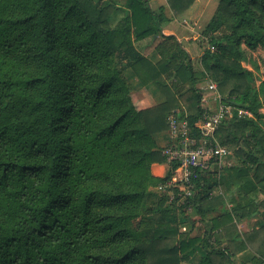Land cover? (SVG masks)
<instances>
[{
	"label": "trees",
	"instance_id": "16d2710c",
	"mask_svg": "<svg viewBox=\"0 0 264 264\" xmlns=\"http://www.w3.org/2000/svg\"><path fill=\"white\" fill-rule=\"evenodd\" d=\"M151 1L0 0V264H182L199 244L197 264H224L236 221L255 213L259 227L242 242L264 264V0L216 3L198 70L174 36L156 62L137 49L170 21L167 6ZM166 1L181 15L196 0ZM122 6L124 17L107 27ZM128 68L165 100L139 108ZM207 79L251 114L216 132L242 164L197 181L200 214L230 194L233 208L211 219V234L192 237L177 218L185 209L148 196L174 171L157 139L169 114L179 110L201 136Z\"/></svg>",
	"mask_w": 264,
	"mask_h": 264
},
{
	"label": "built area",
	"instance_id": "2783aa9c",
	"mask_svg": "<svg viewBox=\"0 0 264 264\" xmlns=\"http://www.w3.org/2000/svg\"><path fill=\"white\" fill-rule=\"evenodd\" d=\"M200 89L201 136L194 134L179 110L169 114L170 142L161 148V152L165 164L174 171L168 179L154 187L159 195H166L167 203L186 212L194 209L201 194L197 181L202 173H212L214 164L222 165L232 154L227 146L217 141V130L227 120L249 118L251 114L249 109L225 100L217 82L212 79H207ZM208 194L211 197L214 192Z\"/></svg>",
	"mask_w": 264,
	"mask_h": 264
},
{
	"label": "crops",
	"instance_id": "0c3cea01",
	"mask_svg": "<svg viewBox=\"0 0 264 264\" xmlns=\"http://www.w3.org/2000/svg\"><path fill=\"white\" fill-rule=\"evenodd\" d=\"M152 1L154 3H157V2L159 3V6L157 8H159L160 6H167V3L163 2V0H152ZM198 1L199 0H197V2ZM197 7H198V5H196V6L194 5L190 10H188L186 13L183 14V18L186 22H187V20L185 19V17H187V15L192 13V11L196 10ZM157 8L155 7L154 9H157ZM166 13H167L168 17L170 18V21L165 25L162 35L154 36L151 38L152 41L156 42L157 44L155 46H151V48L147 54H145V52L143 50H141L137 46V44L135 43L137 49L142 54H144L145 56H147L148 58H150L151 60H153L155 62L158 61L159 59H161V57H162L163 53L160 50V46L164 42H167V39L165 36H174L178 40V42L182 45V47H183V44H182L183 40L188 41L187 37H184V35H183V31H185V28H187V26H183V24H181V22L179 20H177L176 17H174V19H173L172 16L169 15V13H168V8L166 10ZM170 29H172V30H170ZM180 34H181V36H179ZM141 41L145 42V43H142L143 47L147 46V42L145 41V39H144V41L140 40L139 42H141ZM168 42H171V40H168ZM192 46H193V49L196 53H199V50H200L201 51L200 56L203 55V53H204L203 48H197L194 45H192ZM145 48L147 50V47H145ZM183 49L189 53V55L193 61L194 55L192 54L193 52L191 51V49H185L184 47H183ZM168 57H170V56H168ZM200 62H201V57H200ZM193 63H194V61H193ZM194 66H195V63H194ZM125 74H126L128 80L130 81L131 85H133L135 87V85H137V82L136 83H134V82L137 78H135L136 76L134 75V73L128 68L126 70ZM146 90L149 93L150 99L151 98L153 100L155 99V101H156L155 105H157V104H159L165 100L164 96L159 91L156 84L152 83V85H150L149 87L144 86L142 89H140L138 91L137 96H134V93L132 91V97H133L134 103L139 108L143 109V108H147V107L152 106V105L141 106V104H144L145 101L150 100L146 96V92H145ZM157 139H158V143H159L160 148L167 145L170 142V134H169L168 130L157 135ZM159 169L161 170V168H159ZM162 171H163V167H162ZM235 195L239 196L237 193ZM231 196L232 195L230 194L228 197H226L225 203L223 205H221L217 210H215L211 213H208L206 215H202L199 213V207H196V208L194 207V209L191 210L190 212L178 214V216H177L178 219H181L182 221L184 219V222H182L180 224L181 230L185 233H189L192 237L193 236H202V235L207 234V233L211 234V230H210L211 226H212L211 219L221 217L226 211L232 210L234 203L229 199ZM258 198L260 200L264 199V190L260 189V191L258 192ZM261 219H262V216L258 213H255L252 216L245 217V218H242V219L236 221V229H234V232L235 233L238 232L240 236L238 238H236V240H234L235 243H233V245H230L229 250H230V252H232V257H231V260L225 262L224 264H262V257L257 252H255L247 243H246L247 246L243 247L245 243L242 242V240H245L243 238L244 235L250 233L251 231H253L254 229L259 227ZM227 244L228 243H227L226 239L222 241V246L226 247ZM203 255H204V248H203L202 244H199L197 247L193 248L189 252V259L184 261L182 264H197Z\"/></svg>",
	"mask_w": 264,
	"mask_h": 264
},
{
	"label": "rangeland",
	"instance_id": "374dc122",
	"mask_svg": "<svg viewBox=\"0 0 264 264\" xmlns=\"http://www.w3.org/2000/svg\"><path fill=\"white\" fill-rule=\"evenodd\" d=\"M120 4H122L124 6V2L125 0H114ZM219 0H199L197 2V0L194 2V4L188 9L190 10L194 5H198V7L196 8V10L192 11V13H190L189 15H187V17H185V19L187 20V22L184 20L183 18V14L186 13L187 11H185L183 14L181 15H175L172 10L170 8H168V4H167V8H168V13L169 15L172 16V18L174 19V17H176L177 20H179L181 22V24H183V26H187V28H185V31H183V35L184 37H187L188 41L186 40H183L182 44H183V47L185 49H191V52L193 55H194V63H195V68L198 70L200 67H201V64H200V50H199V53H196L193 49V46H196L197 48H203V50H205V47L208 46V39L206 38L205 35L202 34V31L206 25V23L208 22V19L210 18V15H211V12H212V9L215 10L216 8V3H218ZM163 2L167 3L166 0H163ZM152 6L155 8H157L159 6V3H154L153 1L151 2ZM121 7V8H118V10L115 12V14L110 18V20L106 23V26L107 27H114L125 15L126 13V9L124 7ZM213 10V12H214ZM171 11V12H170ZM175 21V20H174ZM229 23H227V25L222 28L221 32L222 31H227L229 30ZM172 30V29H170ZM176 30V29H175ZM181 36V34L179 35ZM152 37H148L145 39V41L147 42V46H142L143 44L142 43H145V42H139L137 41L136 44L137 46L143 50L145 52V54L148 53V51L150 50L151 46H155L157 43L152 41L151 39ZM144 41V39H143ZM191 44H190V43ZM147 47V50L146 48ZM153 48V47H152ZM137 78V77H135ZM137 82V85H135V87L132 85V91L134 93V96H137L138 95V91L140 89H142L144 86L145 87H149L150 85H152V83L148 84V85H143L142 83H140L138 81V79L135 80L134 83ZM205 82V81H204ZM204 82H202L200 84V86L204 85ZM157 86V85H156ZM160 91V90H159ZM146 92V96L150 99V96H149V93L147 92V90L145 91ZM163 95V94H162ZM152 99V98H151ZM149 100V101H145L144 104H141V106H146V105H155L156 104V101L155 99L153 100ZM217 137V141L220 143L219 141V137ZM243 148H244V145L242 144L241 145ZM229 148V150L231 151V156L229 158H227L224 162H222V165L221 164H214L213 168H212V171L213 172H218V171H223L225 170L228 163H231L230 166H233V165H241L243 160H244V157L241 156L239 153H237L234 148L232 146H227ZM223 190V189H222ZM159 195L156 190L152 187L151 188V192L148 196V203L150 205L154 204L155 202V198L156 196ZM263 232V231H262Z\"/></svg>",
	"mask_w": 264,
	"mask_h": 264
}]
</instances>
